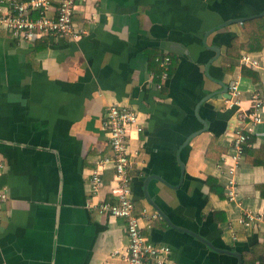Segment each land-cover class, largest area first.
Wrapping results in <instances>:
<instances>
[{
  "label": "crops",
  "instance_id": "0c3cea01",
  "mask_svg": "<svg viewBox=\"0 0 264 264\" xmlns=\"http://www.w3.org/2000/svg\"><path fill=\"white\" fill-rule=\"evenodd\" d=\"M75 22L87 32L77 41L28 44L0 30V188L10 198L0 264H129L125 220L96 210L116 200L112 166L98 197L90 184L95 162L111 154L103 122L113 105L139 113L144 130L130 141L135 214L149 241L171 248L169 264H237L169 222L242 255L264 245V233L238 222L246 208L264 215V168L244 161L238 206L217 166L255 94L264 99V0H83ZM233 83L239 95L229 99ZM250 143L264 146V122Z\"/></svg>",
  "mask_w": 264,
  "mask_h": 264
},
{
  "label": "built area",
  "instance_id": "2783aa9c",
  "mask_svg": "<svg viewBox=\"0 0 264 264\" xmlns=\"http://www.w3.org/2000/svg\"><path fill=\"white\" fill-rule=\"evenodd\" d=\"M83 0H0V30L11 33L15 38L28 44H34L48 38H70L80 40L87 32L75 22V15ZM54 3H58L54 6ZM163 79H169L171 59L161 58ZM242 62L246 66L260 68V63L244 56ZM232 98L239 95L237 83L230 86ZM251 109L247 115L249 121L235 132L231 152L224 155L218 162V168L227 175L226 196L230 203L241 206L239 199V183L237 174L245 161V150L249 148L255 127L264 122L261 111L264 109V99L255 94ZM104 128L108 133L111 154L99 158L90 178L92 194L98 197L104 186L103 170L111 165L115 171L117 183L116 200L103 201L96 205L99 214L126 222L129 244L124 259L129 264H169L172 260V250L169 246L156 245L143 235L142 218L135 214L133 198V180L131 168L137 162L131 154L130 141L133 134L143 132L139 113L131 106H109L106 110ZM7 164L0 158V174L6 171ZM9 194L5 188H0V223L4 206L9 202ZM239 225L247 230L264 233V215L253 210L243 209ZM115 252L114 255H117Z\"/></svg>",
  "mask_w": 264,
  "mask_h": 264
},
{
  "label": "trees",
  "instance_id": "16d2710c",
  "mask_svg": "<svg viewBox=\"0 0 264 264\" xmlns=\"http://www.w3.org/2000/svg\"><path fill=\"white\" fill-rule=\"evenodd\" d=\"M245 157V161L249 165L264 168V146H261L258 150L246 148ZM207 183L212 189V183H214V180L209 179ZM257 190L261 193V197L264 199V184L258 185ZM243 264H264V245L256 244L249 250L243 252Z\"/></svg>",
  "mask_w": 264,
  "mask_h": 264
},
{
  "label": "water",
  "instance_id": "95a60500",
  "mask_svg": "<svg viewBox=\"0 0 264 264\" xmlns=\"http://www.w3.org/2000/svg\"><path fill=\"white\" fill-rule=\"evenodd\" d=\"M242 21V20H241ZM243 22V21H242ZM229 91V87L224 85V94H228ZM229 95V94H228ZM229 99H232V96L229 95ZM196 136V134H194V136L192 138H194ZM184 176V174H183ZM152 202V201H151ZM156 207V206H155ZM156 210L167 220V217L156 207ZM170 226L173 228H176L182 232H186L190 235H192L194 238H196L197 240L201 241L202 243H204L210 250L219 253V254H225L231 257H234L237 259V264H243V255L240 252L237 251H230V250H225V249H219L216 248L215 246H213L208 240L204 239L203 237H200L199 235H197L196 233L189 231L187 229L184 228H179L174 226L171 222H169Z\"/></svg>",
  "mask_w": 264,
  "mask_h": 264
}]
</instances>
